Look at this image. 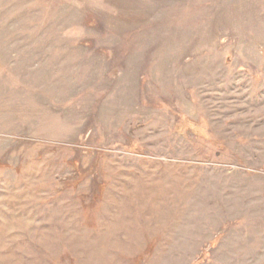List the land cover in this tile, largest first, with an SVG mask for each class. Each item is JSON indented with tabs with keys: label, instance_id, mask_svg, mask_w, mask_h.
Segmentation results:
<instances>
[{
	"label": "rangeland",
	"instance_id": "374dc122",
	"mask_svg": "<svg viewBox=\"0 0 264 264\" xmlns=\"http://www.w3.org/2000/svg\"><path fill=\"white\" fill-rule=\"evenodd\" d=\"M0 264H264V0H0Z\"/></svg>",
	"mask_w": 264,
	"mask_h": 264
}]
</instances>
